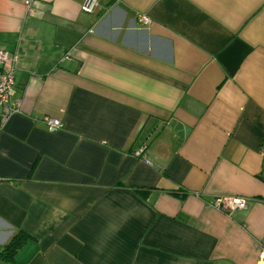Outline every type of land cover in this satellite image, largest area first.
I'll list each match as a JSON object with an SVG mask.
<instances>
[{
  "label": "crops",
  "instance_id": "obj_1",
  "mask_svg": "<svg viewBox=\"0 0 264 264\" xmlns=\"http://www.w3.org/2000/svg\"><path fill=\"white\" fill-rule=\"evenodd\" d=\"M82 2L0 0V264H264V0Z\"/></svg>",
  "mask_w": 264,
  "mask_h": 264
},
{
  "label": "built area",
  "instance_id": "obj_2",
  "mask_svg": "<svg viewBox=\"0 0 264 264\" xmlns=\"http://www.w3.org/2000/svg\"><path fill=\"white\" fill-rule=\"evenodd\" d=\"M98 5V0H83L80 8L85 13H92ZM13 56V55H12ZM10 53L0 47V115L5 120L12 112L18 111L19 101H11L10 93L15 80L16 55L13 57ZM43 122L49 130H56L61 127L59 119L45 115ZM144 148L140 147L134 152L136 157H143ZM212 206L215 208L232 213L235 210H244L247 208V198L244 196H216L211 200ZM260 260L264 263V251L260 254Z\"/></svg>",
  "mask_w": 264,
  "mask_h": 264
},
{
  "label": "trees",
  "instance_id": "obj_3",
  "mask_svg": "<svg viewBox=\"0 0 264 264\" xmlns=\"http://www.w3.org/2000/svg\"><path fill=\"white\" fill-rule=\"evenodd\" d=\"M15 245H16V242L15 243H10V244H8V246L7 247H5L4 248V250L3 251H5L8 247H10L11 249H13L14 247H15Z\"/></svg>",
  "mask_w": 264,
  "mask_h": 264
}]
</instances>
